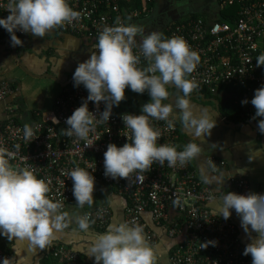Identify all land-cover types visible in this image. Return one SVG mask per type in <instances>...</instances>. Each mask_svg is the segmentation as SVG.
Segmentation results:
<instances>
[{
    "label": "clouds",
    "instance_id": "1",
    "mask_svg": "<svg viewBox=\"0 0 264 264\" xmlns=\"http://www.w3.org/2000/svg\"><path fill=\"white\" fill-rule=\"evenodd\" d=\"M6 10L9 14L0 18V28L7 31L13 47L22 45L15 34L17 31L43 38L56 27L79 19L80 15L69 7L67 0H8ZM92 48L89 58L78 62L72 74L73 86L83 85L87 97L66 118L63 134L86 141L96 122L107 123L112 107L125 98L127 87L137 94L147 92L150 100L141 106L139 115H121L124 128L128 130L125 136L128 142L120 147L113 143L106 146L104 175L113 180L129 178L134 173L139 176L154 162L161 165L167 162L171 167L197 157L201 149L196 142L186 143L179 151L174 145L158 144L161 133L151 125L153 119L164 121L171 130L179 120L195 140L209 136L215 126L216 120L207 109L197 112L190 103V94L198 85L187 76L199 63V56L189 49L183 38H164L159 31L145 35L142 27L118 20L114 26L102 28ZM134 48L148 61L147 67H137L140 56L133 53ZM256 65L264 66V53L257 56ZM169 87L181 93L176 95L174 104L164 103L169 100ZM89 101L97 108L103 102L104 110L98 117L88 110ZM247 103V99L241 101L242 105ZM250 103L255 109L253 119L261 118L257 127L264 134V85L254 90ZM56 122L53 119V123ZM32 134V128L24 125L23 138L27 140ZM9 158H14L12 153L0 151V237L27 241L32 251L44 250L68 229L69 214L62 210L61 202L48 197L49 187L44 180L26 167L13 168ZM67 177L72 180L76 206L91 207L93 175L89 170L75 167L68 171ZM216 204L213 216L227 220L230 210H234L239 217L240 226L250 241L242 255H250L251 264H264V193L221 192ZM74 223L80 232L87 233L93 221L85 214L76 216ZM90 236L87 255L94 258V264H157L156 254L146 241L142 226L134 221L131 224L109 223L103 233ZM215 244L216 241L209 240L201 243L200 248ZM0 264H14V260L3 258Z\"/></svg>",
    "mask_w": 264,
    "mask_h": 264
},
{
    "label": "built area",
    "instance_id": "2",
    "mask_svg": "<svg viewBox=\"0 0 264 264\" xmlns=\"http://www.w3.org/2000/svg\"><path fill=\"white\" fill-rule=\"evenodd\" d=\"M131 0H67L70 8L77 11L79 19L60 26V30L73 34L97 37L104 26H114L119 20L124 23V9ZM151 2L152 0H145ZM186 1V0H173ZM8 0H0V13L7 16ZM237 4L235 20L229 24L206 18H187L162 31L164 38L182 37L191 51L199 56V63L187 78L195 81V92L206 90L216 95L224 87L245 88L239 104L240 115L244 119H253L255 109L250 100L254 90L264 85V66L256 65L258 55L264 53V0H216L217 9ZM144 10V9H143ZM127 14L136 17L143 13L133 10ZM16 35L24 33L17 31ZM133 53L140 56L137 67L145 68L148 61L140 55L138 49ZM9 83L0 84V99L11 93ZM229 95V94H228ZM87 97L83 85L65 88L55 100L52 117L31 124H16L9 117L5 128L0 132V151L12 153L9 158L13 167H26L33 171L49 187L48 197L63 204L76 203L72 195V180L68 171L81 167L94 177V184L101 183L110 187L124 198L126 207L123 222H135L143 228L146 239L156 240L154 233L147 230L143 213L148 212L151 220L163 228L175 244L171 251L170 264H251L249 255H242V245L236 225L229 219L213 216L203 204L212 201L216 194L204 185L196 176L188 162L168 166L154 162L151 167L129 178L113 180L104 175L103 153L109 143L122 146L128 142V130L124 128L121 115L125 113L139 115L131 110L113 111L106 122L99 121L89 132L86 141L76 137H67L62 129L67 127L65 120ZM230 97V95H229ZM247 99L249 103L241 104ZM88 110L97 117L104 110L103 102L95 106L88 102ZM256 118V117H255ZM53 119L57 122L53 123ZM32 128V136L23 138V127ZM151 125L161 135L158 144L176 146L179 133L176 123L168 129L166 122L151 120ZM212 173L220 172L224 163L214 157L206 159ZM94 168V169H93ZM234 189L230 192L247 194L251 192L244 178L230 179ZM227 193V191L223 192ZM259 194V193H257ZM220 196V194H219ZM62 209V210H63ZM175 212L171 217L170 210ZM93 221L90 226L102 230L109 224L112 211L109 205H97L83 212ZM209 240L216 241L215 246L200 248V244ZM53 261L49 264H82L80 254L72 247L54 243L49 246ZM12 258L10 252L0 249V259Z\"/></svg>",
    "mask_w": 264,
    "mask_h": 264
},
{
    "label": "crops",
    "instance_id": "3",
    "mask_svg": "<svg viewBox=\"0 0 264 264\" xmlns=\"http://www.w3.org/2000/svg\"><path fill=\"white\" fill-rule=\"evenodd\" d=\"M134 1L135 3L133 2L131 6H125L124 24L131 23L142 27L145 35L152 31L162 32L169 22L185 19L191 13L196 12L199 16L211 21L216 18L218 13L215 9L216 6L213 4L209 5L206 0H186L189 1L185 5L188 6L186 7L187 10H185V6L173 8V0H170L171 2L159 0L160 14L146 20L153 9L154 3L147 8L145 0ZM152 1L155 2V0ZM133 10L141 11L143 14L136 17L127 14V12ZM1 29L0 84L6 82L12 84L13 88L11 93L0 99V132L4 130L6 121L11 116L18 118L22 124L34 123L38 118L44 121L51 119L56 96L65 88L74 87L72 74L78 62H83L89 58L96 38L62 31L60 26H58L46 33L43 38H36L31 33H24L21 36L17 35L22 41V45L13 47L10 46V36L7 31ZM139 39L137 37L138 41ZM13 53L17 54L21 66L14 59ZM70 80L71 83L64 87L63 84ZM126 93L129 96L127 99L129 101L133 97H141L129 89H127ZM169 93L173 94L170 91ZM144 94H147V92H144ZM173 95L176 97L175 94ZM223 98L226 99L227 95H223ZM202 101L210 106L201 108L207 109L211 117L216 120L210 135L204 137V139L195 140L187 134L178 120L179 138L176 147L178 151L182 150L183 146L190 141L196 142L200 147L199 155L188 161V163L202 183L215 192L216 197L212 201L203 204L206 209L213 213L217 207L216 201L219 199V194L234 189L230 179L244 178L248 182L251 192L264 193V134H261L257 127V121L261 119L260 117L247 119L246 122H227L218 111V102L215 105L212 100ZM136 106L138 108L137 101ZM192 106L195 111L199 112L201 110L198 106L193 104ZM130 107L129 103L127 108L125 105L120 110L128 109L133 111ZM208 157L221 160L224 163L223 169L220 172L212 173L206 164ZM92 195L94 202L91 207L85 205L80 208L76 206V203H72L63 209L69 214V227L64 234L59 235L51 243V245L62 243L74 248L90 264H94V258L87 255L91 239L90 234L103 233L106 228L99 230L90 226L87 233L80 232L76 228L74 218L81 216L83 212L97 205L106 204L110 206L112 211L109 223L115 221L123 222L126 207L124 198L117 195L110 187L104 184H94ZM230 212L231 215L228 219L236 225L238 237L245 247L250 242L249 238L242 230L239 217L235 211L230 210ZM170 215L171 217L175 215L172 209L170 210ZM143 219L147 225V230L156 236V240L150 242L146 239L143 232L146 241L154 249L157 264H170V256L176 242L175 239L168 237L163 228L151 220L148 212L143 213ZM252 235L255 236V233L253 232ZM0 238L3 241L7 240L6 237ZM9 242V249L14 264H16L19 257L18 264H40L41 258L47 254L49 248L32 251L28 249L27 241H15L14 238ZM249 257L251 261V256L249 255Z\"/></svg>",
    "mask_w": 264,
    "mask_h": 264
},
{
    "label": "trees",
    "instance_id": "4",
    "mask_svg": "<svg viewBox=\"0 0 264 264\" xmlns=\"http://www.w3.org/2000/svg\"><path fill=\"white\" fill-rule=\"evenodd\" d=\"M133 2L135 3V1L132 0L129 4H126V6H131L133 4ZM146 3H147V8H149V7H151L153 5L154 1H151L149 3L146 2ZM215 9L218 12L216 18L214 19L215 21H218V22H226V23L231 24L235 20V18H236V12L238 10V5L237 4H231V5L225 6L223 9H219L218 10L217 7H215ZM188 17L189 18H195V19L196 18H199V17L200 18H204L203 16H199L198 13H196V12L195 13H191ZM0 18H5V16L1 15V13H0ZM187 18H185V19L182 18V19H178L177 21L169 22L168 25H167V27L168 28H172V26L173 25H176L177 23H180V22H183V21H187L186 20ZM142 69H143V67H142ZM10 87L13 88V85L10 84ZM168 90L171 93L177 95V91H176L175 88H170L169 87ZM243 91H245V88H240V87L239 88L224 87V88L220 89V92H223L221 94L213 95V94L209 93L206 90H200V91H197V92L193 91V93H191L190 95H193V94L194 95L195 94H203L204 98H213V99L217 100V102H218V111H219L220 115L227 122L239 123V122H246L247 119H244L243 117L240 116L239 104L235 103L234 100L235 99L240 100L241 99V96L243 94ZM228 94L230 95V97H229ZM223 95H227V98L224 99L223 98ZM197 99L200 102H202L203 104H205V102H203L200 97H197ZM129 103H130V101L127 100L125 102L126 106L127 105L129 106ZM114 107H115L114 111L115 110H120L122 108V106L120 104L118 106H114ZM14 121H15L16 124H22V123H20V121L18 120V118H14ZM40 121H42V120L38 118L37 120H35L34 123H37V122H40ZM175 123H176V126H177V131L179 133V130H178L179 122H178V120H176ZM9 244H10V242L8 240L3 241L0 238V249L5 250L6 252H10V249H9V246L10 245ZM52 261H53V259L50 257V255L48 253L44 257L41 258L40 264H49ZM79 261L82 264H90L87 261H85L81 256L79 257Z\"/></svg>",
    "mask_w": 264,
    "mask_h": 264
},
{
    "label": "rangeland",
    "instance_id": "5",
    "mask_svg": "<svg viewBox=\"0 0 264 264\" xmlns=\"http://www.w3.org/2000/svg\"><path fill=\"white\" fill-rule=\"evenodd\" d=\"M215 1L216 0H206V2L209 4V5H211V4H213V5H215ZM160 1L159 0H155V2H154V6H153V9H152V11H151V13L147 16V19L146 20H149V18L150 17H152V16H156V15H158V14H160V9H159V3ZM166 2H171L170 0H166ZM188 2L189 1H180V2H177V1H173L172 2V7L173 8H179V7H184L185 5H187L188 4ZM186 7H188V6H185L184 8H185V10H187V8ZM127 87L125 88V90H124V93L127 91ZM137 95V94H136ZM139 96H141V97H133L132 99H131V101H130V105H131V107L130 108H132L133 110H135V112H137V113H139L140 114V109H141V106L143 105V104H145V103H147V102H149V100H150V97L148 96V94H138ZM131 97V96H130ZM144 100V102H143V100ZM189 100H190V103H191V105L193 104L194 106H198V107H202V108H206V107H209L210 105H208V104H203L202 102H200L197 98H191V97H189ZM136 101H137V104H138V108H137V106H136ZM174 102H175V96L173 95V94H170V96H169V100H167V101H164V103H173L174 104ZM201 108V109H202ZM198 112V111H197Z\"/></svg>",
    "mask_w": 264,
    "mask_h": 264
},
{
    "label": "water",
    "instance_id": "6",
    "mask_svg": "<svg viewBox=\"0 0 264 264\" xmlns=\"http://www.w3.org/2000/svg\"><path fill=\"white\" fill-rule=\"evenodd\" d=\"M13 57H14V59H15L17 62H19V65L21 66V63H20V61H18V56H17L16 53H13ZM70 83H71V80L68 81V82H66V83H64L63 86L66 87V86L69 85ZM170 86H171V85H170ZM173 88H174V87H173ZM175 89H176V88H175ZM176 91H177V93H179V95H180L179 90L176 89ZM190 97H193V98H195V97H200V98H201L202 100H204V101L212 100V101L215 103V105H217V101H216V100H214V99H207V98H204L203 94H195V95H191ZM114 109H115V107L113 106L112 109H111V112H113Z\"/></svg>",
    "mask_w": 264,
    "mask_h": 264
},
{
    "label": "flooded vegetation",
    "instance_id": "7",
    "mask_svg": "<svg viewBox=\"0 0 264 264\" xmlns=\"http://www.w3.org/2000/svg\"><path fill=\"white\" fill-rule=\"evenodd\" d=\"M126 92H127V91H126ZM126 92L124 93V97H125V98H124L122 101H120V105H121V106H124V107H125V105H126L125 102L127 101L128 97H129V96L127 95ZM193 95H194V94H193ZM190 96H191V95H190ZM126 108H127V106H126ZM126 110H128V109H126ZM131 111H132V110H131ZM133 111H134V110H133ZM134 112H135V111H134Z\"/></svg>",
    "mask_w": 264,
    "mask_h": 264
}]
</instances>
